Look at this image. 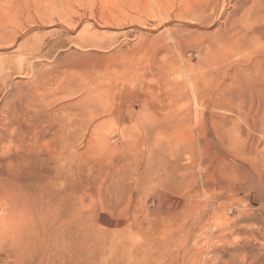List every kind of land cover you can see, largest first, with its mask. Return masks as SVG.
I'll use <instances>...</instances> for the list:
<instances>
[{
	"label": "rangeland",
	"instance_id": "obj_1",
	"mask_svg": "<svg viewBox=\"0 0 264 264\" xmlns=\"http://www.w3.org/2000/svg\"><path fill=\"white\" fill-rule=\"evenodd\" d=\"M221 1L0 0V264H264V0Z\"/></svg>",
	"mask_w": 264,
	"mask_h": 264
},
{
	"label": "bare ground",
	"instance_id": "obj_2",
	"mask_svg": "<svg viewBox=\"0 0 264 264\" xmlns=\"http://www.w3.org/2000/svg\"><path fill=\"white\" fill-rule=\"evenodd\" d=\"M218 1V0H217ZM212 0H202V2H200V3H198V4H194V5H192L191 7H190V9L192 10V11H198V12H204V11H207V10H209V9H212L213 8V6H212ZM222 4V5H221ZM224 4H225V0H222L221 1V3L219 4V6H218V8H217V12H216V15H217V13L218 14H220V11L222 10L221 8H223L224 7ZM261 5V4H260ZM185 10H186V8H185ZM224 11V10H223ZM197 13V12H196ZM223 14V13H222ZM186 15H188V14H186ZM179 17V16H178ZM216 17V16H215ZM221 17V16H220ZM245 19H247L246 17H245ZM248 19H249V17H248ZM217 20V19H216ZM209 22V21H208ZM250 22V21H249ZM247 23L245 20L244 21H240V22H232V23H230L229 25L227 24L225 27H224V31H221V32H223V33H221L220 35H219V39H218V41L217 42H215L216 40H217V38H216V40H214V42H215V46H214V48H215V50H219V49H225V51H227V52H229V51H234V50H241V49H246V48H248L249 46H250V43H251V39L250 40H245L244 38H242L241 36H245L246 34H248V33H252L253 32V29H256L255 27H254V24H253V22H251V23ZM239 23V24H238ZM264 23H262L261 25H263ZM236 25H238L239 26V29L238 30H236V31H232V29L236 26ZM258 26V25H257ZM256 26V27H257ZM222 30V29H221ZM257 30H259L258 29V27H257ZM217 31H220V29H217ZM219 33V32H218ZM262 33V32H261ZM253 34V33H252ZM264 34V33H263ZM217 35V34H216ZM215 37V36H214ZM213 37V38H214ZM250 38V37H249ZM210 39V38H209ZM211 42V41H210ZM212 42H213V40H212ZM213 48V49H214ZM214 50V51H215ZM217 52V51H216ZM222 52V51H221ZM224 53V52H223ZM167 77V76H166ZM173 78H175V77H173ZM143 79V78H142ZM178 80V79H177ZM146 83V82H145ZM152 83V82H151ZM136 84H137V82H136ZM139 85H140V83H139ZM148 85H149V83H148ZM178 85V87H179V84H177ZM140 86H142L143 87V85H140ZM150 86H152V85H150ZM177 87V86H176ZM177 87V89H179ZM171 88V87H170ZM175 88V87H174ZM102 89V88H101ZM145 89V88H144ZM150 88H148V90H149ZM176 89V90H177ZM90 92H91V95L92 96H94V92H99V91H97V90H99V88H97V87H91L90 89ZM193 90V89H192ZM101 91H103V89L101 90ZM151 91V90H150ZM144 92V91H143ZM194 92V91H193ZM222 92H223V90H222ZM154 94V93H153ZM157 94H158V92H157ZM167 94V93H166ZM210 94V93H209ZM226 94V93H225ZM228 94V93H227ZM159 95V94H158ZM208 95V94H207ZM87 97V96H86ZM89 97V96H88ZM91 98V97H90ZM222 98V97H221ZM177 107V106H176ZM198 108V107H197ZM188 109V108H187Z\"/></svg>",
	"mask_w": 264,
	"mask_h": 264
},
{
	"label": "clouds",
	"instance_id": "obj_3",
	"mask_svg": "<svg viewBox=\"0 0 264 264\" xmlns=\"http://www.w3.org/2000/svg\"><path fill=\"white\" fill-rule=\"evenodd\" d=\"M17 193L12 192L11 190L7 189H0V203L6 204V202L13 197H15ZM23 233L22 232H17V238L20 239L22 238ZM5 239H12V234L8 229L7 224L4 225V228L0 230V240H5Z\"/></svg>",
	"mask_w": 264,
	"mask_h": 264
}]
</instances>
